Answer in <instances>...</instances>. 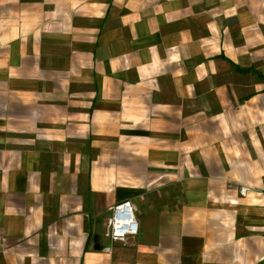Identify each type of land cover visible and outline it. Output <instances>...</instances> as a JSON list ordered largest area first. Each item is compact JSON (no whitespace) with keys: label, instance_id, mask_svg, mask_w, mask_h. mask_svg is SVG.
I'll use <instances>...</instances> for the list:
<instances>
[{"label":"crops","instance_id":"obj_1","mask_svg":"<svg viewBox=\"0 0 264 264\" xmlns=\"http://www.w3.org/2000/svg\"><path fill=\"white\" fill-rule=\"evenodd\" d=\"M0 264H264V0H0Z\"/></svg>","mask_w":264,"mask_h":264},{"label":"built area","instance_id":"obj_2","mask_svg":"<svg viewBox=\"0 0 264 264\" xmlns=\"http://www.w3.org/2000/svg\"><path fill=\"white\" fill-rule=\"evenodd\" d=\"M140 230L136 207L131 201H124L112 207L105 236L113 242L125 241L127 237L138 235Z\"/></svg>","mask_w":264,"mask_h":264}]
</instances>
